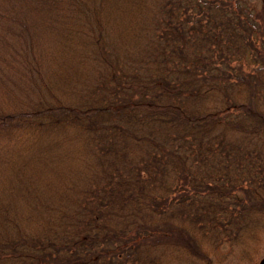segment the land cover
<instances>
[{
    "label": "trees",
    "instance_id": "obj_1",
    "mask_svg": "<svg viewBox=\"0 0 264 264\" xmlns=\"http://www.w3.org/2000/svg\"><path fill=\"white\" fill-rule=\"evenodd\" d=\"M261 13L0 0V264H264Z\"/></svg>",
    "mask_w": 264,
    "mask_h": 264
},
{
    "label": "rangeland",
    "instance_id": "obj_2",
    "mask_svg": "<svg viewBox=\"0 0 264 264\" xmlns=\"http://www.w3.org/2000/svg\"><path fill=\"white\" fill-rule=\"evenodd\" d=\"M245 1V0H244ZM248 2L249 5L254 6V8L258 11H261V15L264 17V0H246ZM260 237V242H259V249H260V257L261 260L264 258V233H259L258 238ZM238 255L235 254V260H234V264H240L237 261ZM243 264V263H242Z\"/></svg>",
    "mask_w": 264,
    "mask_h": 264
}]
</instances>
